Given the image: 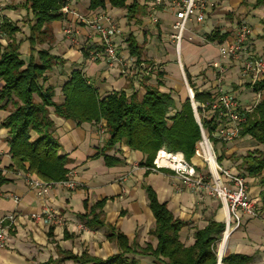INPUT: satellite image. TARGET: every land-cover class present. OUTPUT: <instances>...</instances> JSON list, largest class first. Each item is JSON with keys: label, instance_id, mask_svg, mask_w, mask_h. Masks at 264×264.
<instances>
[{"label": "crops", "instance_id": "0c3cea01", "mask_svg": "<svg viewBox=\"0 0 264 264\" xmlns=\"http://www.w3.org/2000/svg\"><path fill=\"white\" fill-rule=\"evenodd\" d=\"M170 1L164 0L162 6L150 8L151 0H138L140 7H145L144 12L133 19H130L127 10L113 8L108 1L105 9L95 10L89 8L90 0L73 2L83 14L106 12L115 18L120 33L113 41L123 63L110 67L104 60L91 62L87 59L88 52L100 49L98 37L92 29L79 24V45H75L64 36L63 20L48 24V39L45 41L41 37L36 49L49 50L51 55L59 58L52 71L47 74L49 84L55 88L54 101H64L62 87L72 71L78 69L100 97L114 91H123L127 95L137 92L139 98H142L145 94L144 84L156 86L158 79H161L163 86L159 87L160 92L171 93L174 98L177 94L180 102H176V107L180 108L186 95L174 57L173 42L170 40L175 20ZM24 2L25 0H0V6L9 3L6 4V10L1 12L0 20L2 17L6 18L20 28L23 25L21 18L31 14L21 8ZM208 4L206 20L198 23L193 17L187 26L180 55L184 72L190 76L195 90L210 92L214 96L221 86L224 92L234 95L243 108H248L264 100V89L256 93L252 87L251 74L247 75L243 70L247 53L264 59V2L208 0ZM240 24H245L249 30L245 52L237 59H222L218 46L231 44ZM157 26L160 32L156 30ZM21 29L24 38H19L18 41L22 42L20 54L23 59V55L31 56L28 41L30 34L25 32V28ZM215 33L220 37L225 36L222 43L206 41L208 36ZM131 35L142 49L141 60L145 62L141 64L137 63V57L131 56L128 50L127 40ZM157 63L161 65L159 68ZM221 67L225 71L223 81L219 83ZM160 72L164 73L161 78L158 76ZM1 86L0 82V89ZM9 113V109L0 111V124ZM50 118L55 125V137L62 147L60 153L70 160L66 167L69 170L68 179L78 186L69 190L57 183L51 185L49 192L43 196L29 188L23 178L24 173L8 170L12 163L8 130L0 126V170L12 180L0 189V221L3 220V225L7 228L10 225L8 217L13 215L15 220L14 225L6 229V242L0 243V264H79L76 260L81 258L105 261L120 254L117 240L109 237L110 227L127 236L130 244L140 247L151 244L156 248L157 240L150 236L155 219L149 207L147 186L154 190L159 202L165 203L175 218L185 223L180 231V241L185 247L194 245L195 233L205 229L210 221L224 223L225 215L218 199L205 190L186 188L170 170L155 172L142 166L144 156L140 152L117 145L107 155L121 159L123 163L107 167L100 155L108 139L105 122L77 125L72 120L56 116L54 108H50ZM221 129L222 126L214 134L218 142L212 143L213 148H217L215 154L218 162L224 168L246 178L248 194L258 200V216L244 217L241 227L231 231L220 262L223 264L225 254H233L250 257L252 260L249 264H264V202L261 199L264 186L262 178L249 176L241 167L242 161L238 159L248 152H264V143L259 144L250 136L238 137L234 142L227 143L220 139ZM195 166L199 172H206L201 159H197ZM103 201L101 219L105 226L95 230L88 229L81 217L90 216L91 208ZM48 210L62 220L61 224L53 225V229L43 221ZM124 258L128 261L135 260L138 264H165L162 258L156 260L152 256L130 254Z\"/></svg>", "mask_w": 264, "mask_h": 264}, {"label": "trees", "instance_id": "16d2710c", "mask_svg": "<svg viewBox=\"0 0 264 264\" xmlns=\"http://www.w3.org/2000/svg\"><path fill=\"white\" fill-rule=\"evenodd\" d=\"M117 9H125L130 19L141 15L145 7H140L138 0H90L89 8L105 9L106 2ZM264 2V0H258ZM65 0H25L21 8L33 15L34 22L29 27L31 59L26 63L21 58L22 42L17 40L20 28L6 18L0 26V111L10 110L9 115L0 126L8 130V146L11 165L8 167L13 173L36 175L48 184H57L68 179L69 170L66 168L69 159L61 154V144L55 137V125L50 118V108H54L55 115L74 121L77 125L83 123L99 124L105 122L108 139L100 152L107 167L122 164L123 161L107 155L117 145H124L132 151L143 154L141 163L151 168L157 152L165 148L171 152H181L191 164H196L195 150L202 140L200 126L196 120L190 98L176 107V99L171 93L160 92L163 86L158 79L156 86L144 84L145 94L139 98L134 92L127 95L123 91H114L100 97L81 70H73L69 79L62 87L64 101H54L55 88L49 84L47 74L59 61V58L49 53V50L36 49L38 42L48 34V24L63 20L61 8ZM42 37V38H41ZM218 33L206 38L207 42L220 41ZM2 40L8 41L6 45ZM43 40V39H42ZM130 55L137 57L141 64L142 49L137 46L131 35L127 40ZM158 76H162L159 74ZM188 83L194 92L197 113L206 135L213 144L218 140L214 133L218 123L209 120L202 106L213 100L210 92H199L194 89L190 76L186 72ZM256 93L264 89V79L255 83ZM250 136L257 143H264V100L259 101L254 109L246 113V120L240 126L239 137ZM241 167L249 176L262 178L264 186V152H248L238 158ZM164 170V169H163ZM161 171V170H160ZM12 182L0 170V189ZM149 207L153 213L155 223L150 230V236L157 240V247L151 244L140 247L130 244L124 234L109 228V237L117 240L120 254L100 261L90 258L77 259L79 264H138L128 261L126 255L152 256L165 264H217L218 243L222 240L225 223L210 221L203 230H198L194 237L195 243L185 247L180 241V231L184 222L174 217L165 203H160L154 190L146 187ZM264 202V188L261 192ZM103 202H98L90 210V216H82L88 229L104 227ZM53 229V226H51ZM51 233V232H50ZM75 259V258H74ZM251 258L244 255L225 254L223 264H249Z\"/></svg>", "mask_w": 264, "mask_h": 264}, {"label": "built area", "instance_id": "2783aa9c", "mask_svg": "<svg viewBox=\"0 0 264 264\" xmlns=\"http://www.w3.org/2000/svg\"><path fill=\"white\" fill-rule=\"evenodd\" d=\"M76 0H65L61 8L63 17L64 36L75 45H79L78 35L80 34L78 25H83L93 30L99 40V50L88 52L87 59L91 62L104 60L110 67L121 65L122 59L118 47L113 38L120 33L118 23L115 18L106 12L83 14L74 6ZM164 0H151L150 8L162 6ZM1 7V6H0ZM170 8L174 11L175 20L173 22L174 33L171 38L174 39L177 62L182 71L186 82L190 100L194 101V92L188 85L186 74L181 62V44L187 26L193 17L198 23L206 20L209 12L208 0H171ZM0 20V26L2 23ZM248 27L245 24L240 25L236 31L235 40L228 46H218L219 56L222 59L239 58L245 52V42L248 36ZM1 36V31H0ZM243 70L247 75L251 74L253 85L264 79V59L255 54L247 53ZM224 67L220 68L218 82L221 83ZM258 103V102H257ZM243 108L236 97L230 93L224 92L221 86L217 88V94L213 100L202 106L204 115L209 120L218 123L220 130V139L224 142H234L239 137L240 126L246 120V113L251 112L255 105ZM194 107L197 105L194 101ZM198 124L202 133V140L196 147L195 155L201 159L206 166V172L198 171L194 164L187 161L181 152H171L165 148L160 149L149 168L151 171L158 172L163 169L170 170L182 181L186 188L192 190H205L209 195L218 199L224 211L225 231L222 240L228 238L231 231L241 227L244 217L254 218L258 216V200L248 194L246 178L240 174L224 168L217 159L213 144L205 133L197 113ZM217 128V129H218ZM105 131V130H102ZM217 131H215L216 133ZM214 133V134H215ZM27 186L38 192L40 196L46 195L51 189V185L31 174H23ZM62 186L69 190H74L78 184L69 179L60 182ZM35 218V216H33ZM9 228L14 225V216L8 217ZM43 221L48 226L61 224V218L51 211H46ZM4 221H0V243L6 242V228Z\"/></svg>", "mask_w": 264, "mask_h": 264}, {"label": "rangeland", "instance_id": "374dc122", "mask_svg": "<svg viewBox=\"0 0 264 264\" xmlns=\"http://www.w3.org/2000/svg\"><path fill=\"white\" fill-rule=\"evenodd\" d=\"M2 4H3V3H2ZM6 4H9V3H6ZM6 4L0 7V14H1V12H4V11L6 10V8L8 7V5L6 6ZM23 14H24V11H23ZM21 19H22L21 23H22L23 25H21V27H20V31H19V33L17 34V40H18L19 38H21V39L24 38V34H23V31H22L21 28H25V32L28 33V32H29V27H30V25H31V22H34V19L31 18V14H30V15H27V16L21 18ZM14 24H15V23H14ZM240 25H242V24H240ZM240 25H239L238 27H240ZM17 27H18V26H17ZM156 30H158V31L160 32L158 26H157ZM47 39H48V35L45 36V37H43V40L46 41ZM66 39H67V38H66ZM170 40L173 42L172 46H173V50H174V57L176 58V62H177V56H176V51H175V43H174V39H170ZM7 42H8V41L5 40V43H6V44H7ZM5 43H4V44H5ZM22 48H23V46H22ZM22 48H21V50H22ZM30 53H31V51H30ZM30 59H31V56L23 55V59H22V60H24L26 63H28V62L30 61ZM151 64H152V63H151ZM176 64H177V66L179 67V72H180V74H181V75H180V76H181V77H180V80H181L182 85H183V88H184V93H185L186 97L189 98V92H188V89H187L186 82H185V80H184V78H183L182 71H181V69H180V66L178 65V62H177ZM156 66L159 68V66H161V65H160V63H157ZM156 66H155V67H156ZM151 67H152V66H151ZM153 67H154V66H153ZM153 67H152V68H153ZM160 73L164 75V73H162V72H160ZM186 80H187V77H186ZM187 83H188V80H187ZM188 85H189V83H188ZM189 86H190V85H189ZM192 90H193V89H192ZM250 97H252V94H250ZM175 99H176L177 104H179V102H180V97H179L177 94L175 95ZM216 150H217V148L214 147V151H216ZM220 243H221V242H220Z\"/></svg>", "mask_w": 264, "mask_h": 264}, {"label": "bare ground", "instance_id": "6f19581e", "mask_svg": "<svg viewBox=\"0 0 264 264\" xmlns=\"http://www.w3.org/2000/svg\"><path fill=\"white\" fill-rule=\"evenodd\" d=\"M226 242L227 240H223L220 244V249H219V254L222 256L225 252V249H226ZM218 264H222L221 262H219Z\"/></svg>", "mask_w": 264, "mask_h": 264}, {"label": "water", "instance_id": "95a60500", "mask_svg": "<svg viewBox=\"0 0 264 264\" xmlns=\"http://www.w3.org/2000/svg\"><path fill=\"white\" fill-rule=\"evenodd\" d=\"M190 101H191L192 107H193V109H194V113H195L196 120H197V122H198L197 110H196L195 107H194V101H192V100H190ZM218 258H219V262H220V261H221V255H220V254L218 255Z\"/></svg>", "mask_w": 264, "mask_h": 264}]
</instances>
